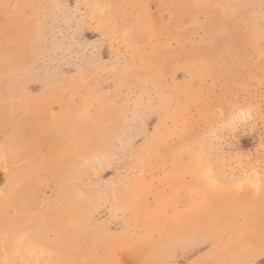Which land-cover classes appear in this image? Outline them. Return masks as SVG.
Returning <instances> with one entry per match:
<instances>
[{
    "label": "rangeland",
    "instance_id": "rangeland-1",
    "mask_svg": "<svg viewBox=\"0 0 264 264\" xmlns=\"http://www.w3.org/2000/svg\"><path fill=\"white\" fill-rule=\"evenodd\" d=\"M0 264H264V0H0Z\"/></svg>",
    "mask_w": 264,
    "mask_h": 264
}]
</instances>
